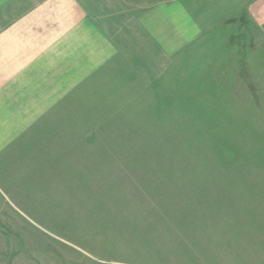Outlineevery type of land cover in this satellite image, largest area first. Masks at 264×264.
Returning a JSON list of instances; mask_svg holds the SVG:
<instances>
[{
    "label": "rangeland",
    "instance_id": "1",
    "mask_svg": "<svg viewBox=\"0 0 264 264\" xmlns=\"http://www.w3.org/2000/svg\"><path fill=\"white\" fill-rule=\"evenodd\" d=\"M107 2L185 10L198 39L134 28L0 157V264H264V0Z\"/></svg>",
    "mask_w": 264,
    "mask_h": 264
},
{
    "label": "crops",
    "instance_id": "2",
    "mask_svg": "<svg viewBox=\"0 0 264 264\" xmlns=\"http://www.w3.org/2000/svg\"><path fill=\"white\" fill-rule=\"evenodd\" d=\"M173 7L128 8L135 18L125 21L124 8L107 0H0V157L11 156L36 125L85 100L93 82L105 84L109 62L122 60L119 45L134 28L138 34L142 24L169 55L198 39L189 37L194 21Z\"/></svg>",
    "mask_w": 264,
    "mask_h": 264
}]
</instances>
